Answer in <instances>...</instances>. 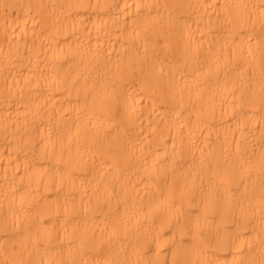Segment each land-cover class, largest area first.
Returning <instances> with one entry per match:
<instances>
[{"label": "bare ground", "instance_id": "obj_1", "mask_svg": "<svg viewBox=\"0 0 264 264\" xmlns=\"http://www.w3.org/2000/svg\"><path fill=\"white\" fill-rule=\"evenodd\" d=\"M0 264H264V0H0Z\"/></svg>", "mask_w": 264, "mask_h": 264}]
</instances>
